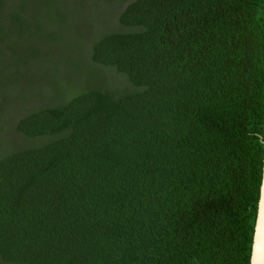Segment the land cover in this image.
<instances>
[{
    "label": "trees",
    "instance_id": "trees-1",
    "mask_svg": "<svg viewBox=\"0 0 264 264\" xmlns=\"http://www.w3.org/2000/svg\"><path fill=\"white\" fill-rule=\"evenodd\" d=\"M13 9L0 13L1 95L35 59L46 94H68L55 48L32 42L55 34L24 31ZM115 22L87 40L88 58L128 88L80 89L13 123L28 144L0 153V264H249L264 0H131Z\"/></svg>",
    "mask_w": 264,
    "mask_h": 264
},
{
    "label": "rangeland",
    "instance_id": "rangeland-1",
    "mask_svg": "<svg viewBox=\"0 0 264 264\" xmlns=\"http://www.w3.org/2000/svg\"><path fill=\"white\" fill-rule=\"evenodd\" d=\"M129 1L131 0H55L51 3V9L46 10L42 6L43 0H7L0 13L6 14L7 10L13 8L19 12V5H21L23 12L19 13L25 20L24 31L32 32L36 25H41L44 31H53L56 37L52 41H49L48 37L41 39L37 35L33 36L32 42L38 41L41 46L49 50L55 48L53 55H49L50 51L48 52L50 64L59 76L60 85L64 86L66 83L67 89H70H68V94L66 90V93L58 98L56 95L46 94L43 87H40L36 81L41 72L37 68L43 67L44 64L38 62L39 59H35L36 63L33 62L32 66L27 69L28 74L31 75L27 84L23 83L21 78L28 74L22 75V72L20 79L18 76L13 85L6 86L5 96H2L3 93L0 92V102L4 103L0 119V153L28 144L13 132L12 127L13 123L29 110L55 105L59 102L58 99L63 101L73 92H79L80 89H125L129 87L121 75L115 74L109 68L93 65L89 61L86 47L87 40L95 35L123 30L115 22L116 12L118 13V10H121ZM49 18L51 21L44 26V21L46 22ZM7 21L6 19L5 22L8 24ZM0 51L2 59L7 60L10 57L8 50L1 48ZM42 52L39 49V53ZM66 58L71 59L70 64H65ZM60 60L62 61L59 63ZM75 70L78 75L71 76L72 81L63 82L66 73Z\"/></svg>",
    "mask_w": 264,
    "mask_h": 264
},
{
    "label": "water",
    "instance_id": "water-1",
    "mask_svg": "<svg viewBox=\"0 0 264 264\" xmlns=\"http://www.w3.org/2000/svg\"><path fill=\"white\" fill-rule=\"evenodd\" d=\"M249 264H264V154Z\"/></svg>",
    "mask_w": 264,
    "mask_h": 264
}]
</instances>
